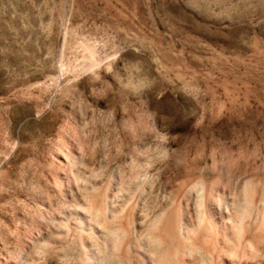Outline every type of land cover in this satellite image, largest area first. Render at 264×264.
Instances as JSON below:
<instances>
[{"label": "rangeland", "instance_id": "374dc122", "mask_svg": "<svg viewBox=\"0 0 264 264\" xmlns=\"http://www.w3.org/2000/svg\"><path fill=\"white\" fill-rule=\"evenodd\" d=\"M259 184L264 0H0V264H264Z\"/></svg>", "mask_w": 264, "mask_h": 264}, {"label": "bare ground", "instance_id": "6f19581e", "mask_svg": "<svg viewBox=\"0 0 264 264\" xmlns=\"http://www.w3.org/2000/svg\"><path fill=\"white\" fill-rule=\"evenodd\" d=\"M95 64V63H94ZM214 185V184H213ZM262 185V184H261ZM257 190L258 191H256V193L257 192H263L262 191V187H260V184L258 185V187H257ZM254 192V191H253ZM219 194V193H218ZM258 195V194H257ZM256 195V196H257ZM262 196V195H261ZM261 196H259L256 200H257V202L258 203H260L262 200H263V198L261 197ZM256 198V197H255ZM99 202V201H98ZM100 208H101V206H100ZM102 210V209H101ZM250 216V215H249ZM172 218L170 219V227L168 228L169 230V232H168V237H169V244L172 246V245H174V246H177L178 248H180V249H185L187 246L189 247V246H195V247H199L200 246V240H199V236H198V233H197V231H196V229H193V228H189V227H187V226H185V225H183V224H181L179 221H177L173 216H171ZM252 217H253V215H252ZM248 218V214L247 213H244L243 214V219H244V221L246 220ZM242 219V220H243ZM250 219V218H249ZM252 219V218H251ZM168 221V220H167ZM83 222V221H82ZM246 222V221H245ZM244 222V223H245ZM120 223V222H119ZM118 223V224H119ZM242 223V222H241ZM168 224H169V222H168ZM253 224V223H252ZM248 225L247 226V230L245 231V233H244V241L247 243V244H249V245H253L254 244V240H256L255 239V236H254V229H255V226L254 225ZM190 226V225H189ZM203 226V225H202ZM81 227V226H80ZM82 227H84L83 225H82ZM203 227H205V226H203ZM196 228V227H195ZM245 228V227H244ZM81 229H83V228H81ZM199 229V228H198ZM207 229V228H206ZM260 229V228H259ZM93 230V229H92ZM167 230V229H166ZM261 230V229H260ZM81 231H83V230H81ZM243 231V232H244ZM242 232V231H241ZM242 232V233H243ZM82 233V232H81ZM227 235H229V234H227ZM223 236V235H222ZM231 236V235H230ZM258 236V235H257ZM227 237V236H226ZM259 238H260V236H259ZM258 238V239H259ZM167 240V239H166ZM229 241V240H228ZM167 242V241H166ZM210 243V242H209ZM246 245V244H245ZM173 247V246H172ZM174 248V247H173ZM252 248H253V246H252ZM205 249V248H204ZM244 249V248H243ZM242 249V250H243ZM255 249V248H254ZM171 250V249H170ZM172 251V250H171ZM174 251H175V249H174ZM177 251V250H176ZM185 251V250H184ZM249 251V250H248ZM251 251H252V249H251ZM183 252V251H182ZM184 253V252H183ZM217 253H218V251H217ZM223 253V252H222ZM185 254V253H184ZM241 255V254H240ZM234 256V255H233ZM219 257V256H218ZM230 257V256H229ZM120 258V260L122 259V255L119 257ZM88 260H89V264H94L93 263V261H94V259H92V257H88ZM240 261V260H239ZM172 264H180L179 262H177V261H174Z\"/></svg>", "mask_w": 264, "mask_h": 264}]
</instances>
